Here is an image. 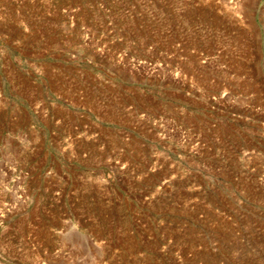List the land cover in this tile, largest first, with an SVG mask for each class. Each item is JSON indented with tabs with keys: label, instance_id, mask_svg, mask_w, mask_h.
<instances>
[{
	"label": "rangeland",
	"instance_id": "1",
	"mask_svg": "<svg viewBox=\"0 0 264 264\" xmlns=\"http://www.w3.org/2000/svg\"><path fill=\"white\" fill-rule=\"evenodd\" d=\"M0 264H264V0H0Z\"/></svg>",
	"mask_w": 264,
	"mask_h": 264
}]
</instances>
